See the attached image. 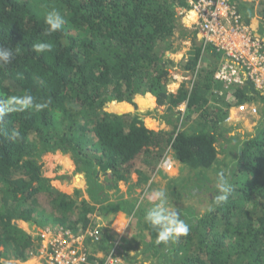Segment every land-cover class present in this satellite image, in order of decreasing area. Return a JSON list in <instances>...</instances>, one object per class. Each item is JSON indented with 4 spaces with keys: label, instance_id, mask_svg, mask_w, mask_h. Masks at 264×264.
Returning a JSON list of instances; mask_svg holds the SVG:
<instances>
[{
    "label": "trees",
    "instance_id": "1",
    "mask_svg": "<svg viewBox=\"0 0 264 264\" xmlns=\"http://www.w3.org/2000/svg\"><path fill=\"white\" fill-rule=\"evenodd\" d=\"M228 1L264 39V0ZM52 8L65 24L45 34V14ZM188 9V0H0V45L15 53L0 67V100L29 93L35 103L50 101L41 111L14 112L0 120V264L25 261L41 247L40 236L18 220L74 231L91 225L93 204L79 190L59 191L43 174L41 156L55 151L72 155L92 197L103 203L105 189L133 173L150 177L170 151L193 173L169 181L171 193L178 187L175 199L212 190L208 204L178 207L189 232L166 246L157 244L145 212L134 208L129 211L140 213L138 238L116 241L101 228L86 237L90 253L115 254L126 264H264V114L249 134L225 120L229 106L215 92L224 85L214 77L223 55L183 23ZM177 32L190 40L181 63L160 49ZM37 41L51 43L52 50L33 52ZM177 65L190 77L172 90ZM230 89L233 105L264 100V92L248 79ZM145 93V106L154 104V96L167 109L184 104V120L156 130L138 115L104 109L112 101L136 105V95ZM110 107L123 111L125 106L113 102ZM220 171L233 191L226 203L215 205Z\"/></svg>",
    "mask_w": 264,
    "mask_h": 264
},
{
    "label": "rangeland",
    "instance_id": "2",
    "mask_svg": "<svg viewBox=\"0 0 264 264\" xmlns=\"http://www.w3.org/2000/svg\"><path fill=\"white\" fill-rule=\"evenodd\" d=\"M244 1L249 2L250 0ZM189 15V12L184 11L181 15L182 21L188 19ZM190 27H192V30L194 29L193 25ZM171 40V44L167 45L164 43L160 45V49L164 50L166 57L173 59L175 63H181L189 54L190 40L182 37L179 32H177L175 38ZM203 58H205V56ZM172 70L173 76L169 83V87L173 88L176 86L175 84L178 86L182 80L190 77V74L182 71L178 65L174 66ZM219 90L221 91L219 92ZM215 92H217L216 99L222 97L224 102H227L229 106L225 120L229 121L230 118L232 121L235 119V121H237L235 122L237 132L252 133L264 114V100L247 101L242 104L233 105L235 99L232 96L230 87H222ZM147 94L148 93L140 95L139 102L133 105L134 108L124 113L138 115L139 118L149 123L155 129L170 130L178 121L184 120L183 118L186 115L184 104L176 108L167 109L163 105H158L155 99L152 106H145L144 97ZM220 94H222V96H220ZM111 103H113V101L105 104L104 109L108 112L116 111V109L113 110L110 107ZM221 105L223 107L225 106L222 102ZM194 116L195 114L191 113V118ZM166 156L171 159L170 165L167 167L160 162L156 172L151 174L150 177L145 176L146 178H142L138 173H133L132 175L137 176V178L135 177L136 179L131 177V179L127 181L118 182L115 188L105 189L104 191H106L107 197L104 203L92 197L88 188V179L85 177L84 171L76 169V165L70 153H62L60 151L45 153L41 156L40 161L42 162L43 174L51 178L52 185L59 191L72 194L74 190H79L80 195L93 204V209L90 213L92 222L89 227H96L98 229L104 228L116 241H134V239L138 238L140 232L141 224L138 219L140 218V213H136L135 211L130 212L129 210H133L134 208L136 210V208H139L146 212L154 203L151 199L154 191L163 189L168 195L169 206H173L175 209L188 204L196 207H202L208 204V197L211 195L210 192H212L209 188L199 190L198 195H189L185 192L183 198L175 199L174 192L178 190V187L176 191L174 190L171 193L169 181L178 178L182 180L188 175H193V173L189 171L185 164L176 159L171 151L168 152ZM227 158L229 159L230 155H227ZM97 175L100 176L99 181L105 179L104 174L98 172ZM214 175L215 174L212 175L213 178ZM191 177L194 179L193 176ZM77 179H80V182H78ZM129 181L131 183H129ZM214 182V180L211 183L209 181V185L212 186ZM190 183V186H192L195 181ZM112 203L117 206H125V208H122V206L117 209L111 208L109 206ZM17 222H19V225L23 229L36 235L44 228V224L40 220L31 222L18 220ZM101 254L103 253L101 252ZM123 263L126 264L124 260Z\"/></svg>",
    "mask_w": 264,
    "mask_h": 264
},
{
    "label": "built area",
    "instance_id": "3",
    "mask_svg": "<svg viewBox=\"0 0 264 264\" xmlns=\"http://www.w3.org/2000/svg\"><path fill=\"white\" fill-rule=\"evenodd\" d=\"M188 3L187 12L195 15L192 25L200 38L223 55L214 72L215 79L224 87L240 85L248 79L264 92V39L253 33L228 0H188ZM161 162L168 167L171 159L165 155ZM98 230L44 227L38 233L42 241L38 249L40 264H124L115 254L89 252L86 237H93Z\"/></svg>",
    "mask_w": 264,
    "mask_h": 264
},
{
    "label": "clouds",
    "instance_id": "4",
    "mask_svg": "<svg viewBox=\"0 0 264 264\" xmlns=\"http://www.w3.org/2000/svg\"><path fill=\"white\" fill-rule=\"evenodd\" d=\"M44 23L48 26L44 30L45 34H51L62 30L65 19L57 9L52 8L46 12ZM52 48L53 45L49 42L37 41L32 44V51L37 54L50 52ZM14 59L15 53L12 47L0 45V67H5ZM48 103L50 101L35 103V97L29 93L22 96H11L0 100V120L3 119L5 114L14 112H22L33 108L36 111H41L48 106ZM13 135L19 136V133L14 131ZM216 190L217 194L212 197L213 203L215 205L226 203L233 188L224 171L217 173ZM151 199L154 203L145 212L144 220L156 231L158 245L166 246L169 242L188 234L189 225L181 218V214L177 209L169 206L168 195L163 189L154 191Z\"/></svg>",
    "mask_w": 264,
    "mask_h": 264
},
{
    "label": "crops",
    "instance_id": "5",
    "mask_svg": "<svg viewBox=\"0 0 264 264\" xmlns=\"http://www.w3.org/2000/svg\"><path fill=\"white\" fill-rule=\"evenodd\" d=\"M194 13H190V15H189V17H188V19H184V21H183V23L186 25V26H188V27H190L191 25H192V20H193V18H194ZM219 65V64H218ZM218 67V66H217ZM176 86L175 87H170L172 90H174V89H176L178 86H177V84H175ZM149 94H151V93H149ZM140 95H142V94H138V95H136V103H138L139 102V96ZM152 95V94H151ZM156 98H155V96H154V100H155ZM113 102H115L116 104H120L121 106H125V107H123L124 108V110L122 111V110H116V111H113V112H116V113H124V112H126V111H128V110H130V109H133L134 108V106L131 104V103H129V102H127V101H121V102H118V101H113ZM237 119V118H236ZM235 122H237V121H235V119H233L232 121H231V119L229 118V121H228V124H236ZM144 123L147 125V126H151L149 123H146V121H144ZM151 128H153V126H151ZM153 129H155V128H153ZM156 130H158V129H156ZM131 177L132 178H137V176L135 175H131L130 176V178L129 179H131ZM135 178V179H136ZM128 179V180H129ZM131 181V180H130ZM129 181V183H131ZM68 192V191H67ZM18 224H19V222H18ZM10 263L11 264H40L41 263V260H40V256L38 255V252L37 253H35V254H33V255H31L27 260H25V261H20V260H13V261H10Z\"/></svg>",
    "mask_w": 264,
    "mask_h": 264
},
{
    "label": "bare ground",
    "instance_id": "6",
    "mask_svg": "<svg viewBox=\"0 0 264 264\" xmlns=\"http://www.w3.org/2000/svg\"><path fill=\"white\" fill-rule=\"evenodd\" d=\"M67 167V166H66ZM78 180V182H80V179H77ZM77 182V181H76Z\"/></svg>",
    "mask_w": 264,
    "mask_h": 264
}]
</instances>
